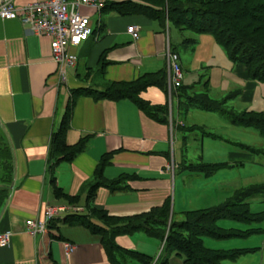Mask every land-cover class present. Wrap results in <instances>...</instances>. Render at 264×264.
<instances>
[{
	"label": "crops",
	"instance_id": "crops-1",
	"mask_svg": "<svg viewBox=\"0 0 264 264\" xmlns=\"http://www.w3.org/2000/svg\"><path fill=\"white\" fill-rule=\"evenodd\" d=\"M37 1L43 0H13L19 8ZM82 12L91 17L94 34L76 50L78 63L68 69L66 80L52 59L49 38L34 35L20 20L0 19V136L10 146L14 164L12 182L0 199V234L12 233L9 246H0V264H112L103 237L80 224L65 223L67 216L89 215L111 232L112 227L162 209L171 198L170 221H176L177 205L189 195L201 197L202 187L216 175L194 173L192 183V176L177 180L178 173L188 169L180 161L175 134L193 126L183 121L188 111L181 92L170 84L167 55L179 54L184 84L186 66L177 46L189 41L175 39L171 24L163 27L144 16L121 17L90 8ZM131 26L139 27L138 38L128 32ZM160 71L167 73V87L151 85L136 95V102L151 110L164 109L165 122L152 118L132 99L116 101L89 93ZM236 74L248 83L244 95L249 99L254 85L247 68L238 64ZM76 91L83 93L73 95ZM69 101L73 108L66 143H85V150L56 166L53 185L51 137ZM108 155L100 175L99 164ZM99 183L103 184L92 190ZM56 187L64 195H57ZM51 207L66 209L54 219L55 236L29 233L27 221L41 219ZM114 239L121 250L116 252L117 264H127L124 255L134 251L156 264L164 248L161 240L142 231ZM67 244L74 248L70 254Z\"/></svg>",
	"mask_w": 264,
	"mask_h": 264
},
{
	"label": "trees",
	"instance_id": "trees-1",
	"mask_svg": "<svg viewBox=\"0 0 264 264\" xmlns=\"http://www.w3.org/2000/svg\"><path fill=\"white\" fill-rule=\"evenodd\" d=\"M101 12H115L121 17L140 15L159 22L163 27L173 24L181 32L190 30L197 33H210L218 44L228 50L233 62L247 68L252 80L264 81V0H106ZM188 41L185 40V43ZM166 79L167 73L160 71L147 75L138 82L115 83L103 92L91 91L89 93L96 95L97 98L116 101L132 99L136 102V95L151 85L166 88ZM184 89V85L177 89L181 92L182 97L185 96ZM81 93L83 91H76L73 95ZM136 103L155 120L167 121L161 117L164 109L151 110L144 103ZM191 105H187L186 101H183L182 104L187 111ZM72 106L73 102L69 101L67 112L51 137V158L54 163L50 169L53 185H55L54 170L56 166L62 162L73 161L79 153L85 150V143L77 146H68L66 143ZM259 118L261 120L258 121V125L264 131V116ZM109 159L110 155L101 159L97 170L98 174H102ZM224 167L223 164L198 163L191 164L187 169L192 173L210 177ZM13 173L14 164L10 146L0 136V199L4 196L5 187L11 184ZM101 184L103 183L97 184L92 190ZM55 193L59 196L64 195L58 187L55 188ZM261 195H264V185L242 192L232 201L220 206L187 211L184 214V221L172 220L171 225H169L172 210L171 198L167 200L162 209H155L149 215L138 220H130V223L125 226L112 227L111 232L93 223V218L86 214L67 216L65 223H77L91 232L101 235L112 264H117L116 252L121 251L115 244L114 238L117 235L132 234L137 231L145 232L150 237L163 242L164 248L156 264H168L169 257L175 252L178 256L184 257L183 264H223L224 261H234L253 249L213 250L204 245L203 236L232 238L253 234L254 232L250 230H224L218 226V222L224 218L241 222L264 219V213L252 214L250 210V200ZM55 228H57V222L53 220L46 235L54 231ZM126 255L138 259L143 264H152L153 261L151 257L135 251L128 252ZM47 259L50 258L47 257Z\"/></svg>",
	"mask_w": 264,
	"mask_h": 264
},
{
	"label": "rangeland",
	"instance_id": "rangeland-1",
	"mask_svg": "<svg viewBox=\"0 0 264 264\" xmlns=\"http://www.w3.org/2000/svg\"><path fill=\"white\" fill-rule=\"evenodd\" d=\"M170 28L175 39H190L187 45L177 46L186 66L184 99L187 105L192 104L182 117L188 127L193 126L176 131L180 161L185 167L198 163L225 166L202 187L205 192L201 197L189 195L176 209L174 206L175 219L180 222L185 219L184 212L220 206L242 192L264 185V131L258 125L259 117L264 116V81L251 79L253 95L245 99L249 85L236 74L239 63L233 62L228 50L212 34L181 32L173 24ZM182 176H192L189 183L196 178L194 173L181 171L177 180ZM250 210L252 214L264 213V195L250 200ZM218 226L254 232L232 238L203 236L204 245L213 250L253 249L223 264H264V219L241 222L224 218ZM124 256L127 264H143ZM183 261L184 257L175 252L168 264Z\"/></svg>",
	"mask_w": 264,
	"mask_h": 264
},
{
	"label": "built area",
	"instance_id": "built-area-1",
	"mask_svg": "<svg viewBox=\"0 0 264 264\" xmlns=\"http://www.w3.org/2000/svg\"><path fill=\"white\" fill-rule=\"evenodd\" d=\"M105 2V0H43L19 8L13 0H2L0 19L20 20L29 25L34 35L49 38L52 59L59 66L61 78L66 80L68 69L74 68L78 63L76 50L94 34L92 19L82 10L90 8L101 12ZM138 31L137 26L128 28V32L134 38L139 37ZM167 58L170 84L173 88L179 89L185 79L180 56L169 51ZM65 211V208H47L41 219L27 221L28 232L34 236H44L55 217ZM11 237V232L0 234V246H9ZM65 248L68 254L74 250L70 244L65 245Z\"/></svg>",
	"mask_w": 264,
	"mask_h": 264
}]
</instances>
